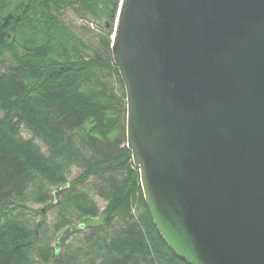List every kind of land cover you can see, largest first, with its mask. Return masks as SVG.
<instances>
[{"label":"water","instance_id":"water-1","mask_svg":"<svg viewBox=\"0 0 264 264\" xmlns=\"http://www.w3.org/2000/svg\"><path fill=\"white\" fill-rule=\"evenodd\" d=\"M112 54L164 242L188 264H264V0H122Z\"/></svg>","mask_w":264,"mask_h":264},{"label":"trees","instance_id":"trees-1","mask_svg":"<svg viewBox=\"0 0 264 264\" xmlns=\"http://www.w3.org/2000/svg\"><path fill=\"white\" fill-rule=\"evenodd\" d=\"M121 1L27 0L25 7L13 13L7 12L9 0H0V63L11 66L6 76H0V101L28 116L46 143L59 149V155L67 150L70 155L82 158L72 143L80 140L96 156V163L87 168L92 175L119 173L132 159V151L123 147L127 144V97L126 92L120 100L109 94L101 78L102 70H113L123 85L113 60L110 26L105 22L108 36L103 37V45L107 57L102 58L66 25L63 13L77 8L82 14L97 20L106 18L110 23L117 16ZM2 135L4 128L0 125V205L23 193L33 168L49 177L52 185L65 183L55 160L38 155L26 157L9 150ZM67 185L69 188L61 192L72 189L69 184L61 188ZM112 187L107 222L129 215L138 196L159 245L175 263L188 264L172 252L158 233L144 199L140 175L130 170L128 179ZM53 198L56 201L55 194ZM23 235L16 225L0 227V264H29L32 241ZM119 241L129 247L139 244L140 230L129 227ZM54 255L56 259L55 247Z\"/></svg>","mask_w":264,"mask_h":264},{"label":"rangeland","instance_id":"rangeland-1","mask_svg":"<svg viewBox=\"0 0 264 264\" xmlns=\"http://www.w3.org/2000/svg\"><path fill=\"white\" fill-rule=\"evenodd\" d=\"M8 3L7 12L14 13L25 7L27 0H9ZM80 12L77 8L65 10L63 21L102 58H106L103 37L108 35L104 24L106 22L110 26V40L113 42L119 12L110 23L106 18L97 20ZM9 68L11 66L0 63V76H6ZM101 78L109 94L118 100L123 98L126 92L124 83L122 85L113 70H102ZM11 103L15 104V100L12 99ZM0 125L4 128L2 136L6 139L5 143L9 144V150L26 157L38 155L48 161L55 160L60 174L65 177V183L52 185L49 177L33 168L23 193L11 196L0 205V227L5 229L16 225L24 233L25 239L32 241L29 243V264H53L54 247L59 237L66 230L83 225V230L72 234L62 243L59 252L61 264H177L156 240L148 213L138 196L132 202L129 215L107 222L113 195L112 185L128 179L130 170L140 175L133 157L119 173L92 175L87 172V168L96 163V156L82 146L80 140L75 139L72 143L82 158L70 155L72 153L67 150L65 155H59V149H52L46 143L28 116L25 117L21 110L3 101H0ZM64 184L73 187L68 193L61 192L55 201L54 194ZM51 205L53 207L48 209ZM93 210L97 211V215H93ZM132 226L140 230L141 241L129 247L119 238ZM34 238L36 240L33 241Z\"/></svg>","mask_w":264,"mask_h":264},{"label":"flooded vegetation","instance_id":"flooded-vegetation-1","mask_svg":"<svg viewBox=\"0 0 264 264\" xmlns=\"http://www.w3.org/2000/svg\"><path fill=\"white\" fill-rule=\"evenodd\" d=\"M75 229H76V231H75L74 233L83 230L81 227H79V228H75Z\"/></svg>","mask_w":264,"mask_h":264}]
</instances>
